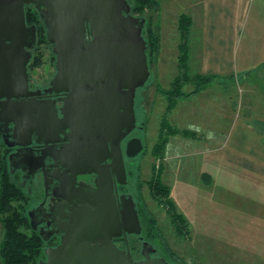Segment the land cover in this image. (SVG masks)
<instances>
[{
	"label": "rangeland",
	"instance_id": "obj_1",
	"mask_svg": "<svg viewBox=\"0 0 264 264\" xmlns=\"http://www.w3.org/2000/svg\"><path fill=\"white\" fill-rule=\"evenodd\" d=\"M195 2L158 0V8L133 13L145 19L142 35L147 42L150 74L135 93L136 122L131 135L142 140L143 149L127 162L125 190L137 201L142 235L160 254L178 264H264V177L252 179L259 182L261 190L252 187L245 193L242 188L248 187L251 177L245 174L246 166H241L244 161L232 158L228 162L229 169L235 170L230 174L233 182L222 184L225 177L215 184L201 169L205 163L196 161L197 154L222 147L231 122L238 116L248 118L252 111L248 119L264 123V69L251 71L241 81L234 75L232 81L230 76L221 77L227 81L214 79L201 89L195 83L196 76L202 74L189 71L180 83L178 20L181 15L190 17L189 8ZM29 73L32 85H47L54 73L51 45L43 33L33 50ZM176 84L182 85V95L174 97ZM221 164L218 162L220 170ZM159 183L169 188L168 196L181 217L179 221H183L182 233L163 204L166 198H157H161L155 190ZM210 220L219 221V225ZM26 221L21 231L28 235L32 231L28 218ZM1 234L0 224V239ZM43 246L27 264H38Z\"/></svg>",
	"mask_w": 264,
	"mask_h": 264
},
{
	"label": "water",
	"instance_id": "obj_2",
	"mask_svg": "<svg viewBox=\"0 0 264 264\" xmlns=\"http://www.w3.org/2000/svg\"><path fill=\"white\" fill-rule=\"evenodd\" d=\"M27 5L37 11L52 45L55 72L46 91L65 93L61 116L52 101L15 100L36 92L28 90V49L36 43V27L26 24ZM144 22L131 13L127 0H0V122L12 120L14 130L28 138L34 131L46 141L67 138L71 143L61 153L77 156L73 174L98 175L92 201L96 208L75 213L61 244L44 250V264H166L145 248L144 259L132 263L129 252L112 243V236L121 232H141L137 211L131 198L117 211L103 171L91 167L101 153L125 182L120 142L135 128V93L150 74ZM142 149L138 137L126 142L129 157ZM92 236L102 237V244H78Z\"/></svg>",
	"mask_w": 264,
	"mask_h": 264
},
{
	"label": "flooded vegetation",
	"instance_id": "obj_3",
	"mask_svg": "<svg viewBox=\"0 0 264 264\" xmlns=\"http://www.w3.org/2000/svg\"><path fill=\"white\" fill-rule=\"evenodd\" d=\"M35 46L36 43L32 48L28 49L31 57L27 65V71L28 90L36 92L32 95L19 96L15 100L17 102H26L28 100L40 102L52 101L57 109L58 116H61L59 108L61 106V98L65 96V93L46 91L52 77L49 79L47 85H32L29 65ZM134 129L120 142L126 174L124 183L120 182L122 178H119L117 170H113L112 166L109 165L111 160L109 158L101 159V153L96 157V159L100 158L97 163L91 165V167H96L103 171L105 177L104 183L112 189L116 210L120 211L124 206L127 207V200L131 198L137 211L141 232L139 234L121 232L120 235L112 236L111 241L119 249L129 252L132 263L140 262L144 259L142 249L145 248L151 258H163L166 264H178L172 259L160 254L149 240L142 235V225L137 201L130 192L125 190L128 182L127 162H131L130 160L138 155L129 157L125 153L126 142L134 137L131 135ZM0 141L2 144L0 150L6 157L10 173L26 192L27 199L24 202L25 213L28 218L29 229L40 237L44 245L42 258L38 260V264H44L46 261L44 250L46 248H55L61 244L62 236L64 235L63 229L71 223L75 213L81 210L93 211L96 208V204L92 201L94 200L93 193L96 190L98 175L93 172L73 174L74 159L77 156L61 153L71 143L70 140L62 136H59L57 141L51 142L46 141L44 137L36 135L34 131L28 138L21 131L17 133L14 130L12 120H4L0 122ZM17 142L25 144L18 145L16 144ZM115 168H117L116 165ZM102 240L100 236H92L88 239L83 237L78 240V244L85 242L90 246H96L101 245ZM137 247H139L138 251L136 249Z\"/></svg>",
	"mask_w": 264,
	"mask_h": 264
},
{
	"label": "crops",
	"instance_id": "obj_4",
	"mask_svg": "<svg viewBox=\"0 0 264 264\" xmlns=\"http://www.w3.org/2000/svg\"><path fill=\"white\" fill-rule=\"evenodd\" d=\"M189 11L190 73L216 75L217 82L228 80L221 77L234 75L241 81L251 71L264 69V0H197ZM251 112L248 118H252ZM248 118L238 116L231 122L220 149L211 147L196 155V161L205 163L200 165L201 169L210 174L215 184L223 177L225 180L219 184L233 182L230 174L235 170L228 166L232 158L244 161L241 166H246L245 174L251 177L248 187L242 188L245 193L252 187L261 190L259 182L252 179L264 177V123L258 125ZM254 153L261 159L258 160ZM218 162L222 163L221 170ZM210 221L219 225L217 220Z\"/></svg>",
	"mask_w": 264,
	"mask_h": 264
},
{
	"label": "trees",
	"instance_id": "obj_5",
	"mask_svg": "<svg viewBox=\"0 0 264 264\" xmlns=\"http://www.w3.org/2000/svg\"><path fill=\"white\" fill-rule=\"evenodd\" d=\"M130 5L131 13H141L145 9L158 8V0H127ZM25 21L27 25H35L36 27V43L39 34L43 33L45 36V29L41 19L38 16L37 11L32 5H27L25 7ZM190 17L186 15H181L178 20V30L180 31L181 40V62L180 76H178V81H183L187 79L189 73L188 69V56H189V32H190ZM148 33L151 35V30L148 28ZM144 37V36H143ZM46 38V36H45ZM145 39V38H144ZM47 40V39H46ZM146 41V40H145ZM48 42V41H47ZM50 44V43H49ZM147 49V42H146ZM147 54V51H146ZM148 59V56H147ZM149 65V62H148ZM216 75L202 74L196 76L195 83L197 88H200L208 84L214 79H217ZM181 84H176V92L174 97L182 95ZM196 91L195 89L193 90ZM168 131V130H167ZM166 140V137L163 138ZM156 192L160 196H155L161 200L163 199V204L168 209L171 220L177 227L179 233L181 231V219L180 215L175 211L174 205L169 198V188L167 185L159 183L155 188ZM27 199L26 192L14 179V176L9 171L8 163L5 156L2 155L0 150V224L2 229L1 239H0V264H27L31 260L35 259L41 252L42 241L40 237L31 232L25 235L21 228L27 223V216L25 213L24 202ZM184 224V223H183Z\"/></svg>",
	"mask_w": 264,
	"mask_h": 264
}]
</instances>
